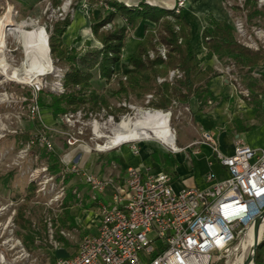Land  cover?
Segmentation results:
<instances>
[{
	"label": "rangeland",
	"instance_id": "374dc122",
	"mask_svg": "<svg viewBox=\"0 0 264 264\" xmlns=\"http://www.w3.org/2000/svg\"><path fill=\"white\" fill-rule=\"evenodd\" d=\"M245 1L224 0L229 11L227 21L231 25L235 18L242 21L247 38L239 37L234 31L238 42L246 47L247 44L251 45L252 47L248 48L253 50L255 46L264 50V3L256 0V8L262 16L250 18V9L244 5ZM175 4L176 0L171 7L164 2L155 7L174 10ZM8 8L11 10L14 23L31 21L35 23V26L43 27L47 35V44L53 24L67 16L72 19L76 11L83 12L85 16L94 10L100 11L102 15L114 11V8L103 0L99 2L58 0L57 6L52 0H0V17L5 15ZM143 22H145L144 28L152 30L156 26L150 21ZM124 24H126V19L117 17L111 23L106 24L102 30H112L114 26L121 27ZM132 30L134 28L129 30L126 37H129V40L134 35ZM257 30L263 31V37L260 38L263 41L255 36ZM193 35L195 36V31ZM6 46L8 64L19 67L23 57L20 47L12 37L7 38ZM89 46L99 48L101 45L92 42ZM73 47L83 50L86 45L83 47L74 45ZM156 48L158 55L165 60L167 48L162 44ZM193 49L200 50L201 43L197 42ZM48 54L52 69L48 74L40 76L38 81L29 84L11 82L0 73V254H3L4 258L0 264H52L55 259L48 253L45 243H51L56 239L55 221L61 208L60 202H64L63 198L68 193L66 186L73 178L84 182L81 176H76L69 169L73 165L78 166L83 172L116 181L125 172V167L120 161L121 156L115 153L119 147L102 152L97 151V146L105 145V142L112 137L117 124H126L138 117L141 112L158 111L148 107L149 102L154 99L152 94H146L142 99L132 96L124 98L114 94L119 88V82L125 80L126 72L130 70L129 66L126 67L123 64L125 60L121 55L122 61L120 59L121 63L119 61L116 64L114 75L109 83L98 77L97 69L92 70L91 87L87 92L92 94L91 103L80 105L76 109L68 108L63 114L54 116L49 108L52 96L68 94L73 89H66L64 86V76L68 67L52 57L49 51ZM153 57L154 53L149 51L148 58ZM222 65V67L230 66L223 63ZM261 69H255L252 75L260 78L258 74ZM170 72L180 73L178 70H169L165 77H158L157 82H171L177 78L169 79ZM231 74L238 79L240 84V76L234 67H232ZM231 83L239 98H242L240 88L235 82L231 81ZM36 85L40 87L39 91H36ZM148 95H151V98L148 99ZM184 105L180 102H172L168 109H160L170 115V131L174 135L175 144L186 133L189 135L193 126ZM77 112L81 114L80 118L74 117L70 122L65 120V114H76ZM73 139L77 140L76 143L69 145V140L73 141ZM243 139L252 148L259 151L264 150V123L249 130L243 135ZM121 147L124 148L123 150L135 153L143 148H146L148 153L156 150L159 155L165 154L168 150L154 140L124 143ZM143 164L151 165L152 163L144 162L137 167L143 168ZM198 164H200L199 170L195 173L197 178L200 176L199 172L202 173L209 169L204 162ZM154 167V171H163L162 164L157 163ZM196 183L199 190L204 189L202 183ZM29 187H33L35 191L29 201L24 202L29 194ZM23 204H25L24 218L29 223V229L26 231L15 223V218ZM261 225H263L262 230L264 221ZM246 232L243 231L228 254L213 264H229L240 255L242 261L246 263L249 250L241 253L238 249ZM263 235L264 231H262L261 238ZM24 237L34 238V242L26 245L22 240Z\"/></svg>",
	"mask_w": 264,
	"mask_h": 264
},
{
	"label": "built area",
	"instance_id": "2783aa9c",
	"mask_svg": "<svg viewBox=\"0 0 264 264\" xmlns=\"http://www.w3.org/2000/svg\"><path fill=\"white\" fill-rule=\"evenodd\" d=\"M184 4L185 0H176L174 11L179 13ZM232 25L239 37L247 38L241 20L235 18ZM260 31H255V36L263 41ZM232 67H224L223 72L240 88V102L244 103L249 92L233 77ZM181 76L170 72L168 77ZM74 117L81 114L64 115L67 122ZM201 142L209 145L227 172L224 179L207 172L208 185L202 190L175 191L168 172L150 174L130 166L121 181H114L73 165L70 172L83 178L92 192V202H98L99 224L95 235L81 240L74 255L58 258L53 264H213L228 254L243 231L253 227L264 212V150L237 138L233 154L224 155L210 132L201 134ZM106 189H110V198L102 201L99 196ZM3 260L0 254V262Z\"/></svg>",
	"mask_w": 264,
	"mask_h": 264
},
{
	"label": "trees",
	"instance_id": "16d2710c",
	"mask_svg": "<svg viewBox=\"0 0 264 264\" xmlns=\"http://www.w3.org/2000/svg\"><path fill=\"white\" fill-rule=\"evenodd\" d=\"M99 2L100 0H89ZM114 11L90 17V30L100 47H90L86 44L83 50L68 47L62 42L71 19L67 16L53 24V30L48 38L50 55L61 64L68 67L64 76L66 89H73L70 93L52 96L49 108L54 116L63 114L68 108L76 109L80 105L91 103L90 90L92 70L97 69L98 77L109 83L114 75L116 64L120 61L125 39L130 29L141 21H150L156 26L154 29L144 28V36L128 58L130 70L126 72L125 80L119 82V88L114 93L127 98L132 96L142 99L146 94H152L148 107L160 111L168 109L172 102L188 104L191 98L200 104L210 99V81L218 75L211 67L202 66L203 59L198 58L190 44V25L181 14L174 10H165L159 7L140 2L134 7L125 6L117 0H103ZM55 6L58 0H52ZM256 0H246L245 6L250 9L249 17L262 16L256 8ZM123 17L126 24L121 27L114 26L112 30L104 31L102 28L115 18ZM207 26L201 32V42L206 49L205 60L216 56L227 65H232L240 76V85L248 90V102L259 106L260 97L264 95V81L252 75L253 71L264 66V50L250 49L235 38L232 25L225 19L206 18ZM162 44L167 48L166 59L158 55L157 46ZM152 51L154 57L148 58ZM169 70H178L181 78H174L171 82H157V78L165 77ZM78 88V89H75ZM105 105V102L103 103ZM34 188H28L24 202L32 197ZM25 204H23L15 218V223L24 231L29 229V223L24 218ZM27 245L34 242V238L24 237ZM30 240V241H29ZM264 235L258 244L253 264H263Z\"/></svg>",
	"mask_w": 264,
	"mask_h": 264
},
{
	"label": "crops",
	"instance_id": "0c3cea01",
	"mask_svg": "<svg viewBox=\"0 0 264 264\" xmlns=\"http://www.w3.org/2000/svg\"><path fill=\"white\" fill-rule=\"evenodd\" d=\"M117 1L125 6H135L140 2L155 6L164 2L171 7L175 0ZM99 14H101L100 11L94 10L85 16L83 12L76 11L62 36L63 44L68 47H71V45L83 47L86 44L91 45L92 42L98 43L90 30V17L95 18ZM181 14L190 25L192 52L198 58L204 60L202 62L203 67L209 66L218 73L210 81L209 91L212 97L205 104H200L196 99L191 98L189 103L184 105L185 110L188 112V117L193 122V126L192 130L189 131V135L186 133L182 139L177 140L175 144L177 150L171 151L168 149L165 154L159 155L156 150L148 153L146 148L141 149L137 153L123 150L122 145L118 146L119 148H114H118L115 153L121 156L120 161L125 167V171L130 166L137 167L141 163L150 161L152 164H143V168L148 170L150 174L159 172L170 173L175 191L183 188L198 189L196 182L202 183L203 188H205L208 185L205 181V175L209 171H212L217 179L227 177V172L218 163L209 145L201 142V134L203 132H210L214 136L217 147L222 154L232 155L236 139L239 138L245 142L243 135L252 128L257 127L258 124L264 123V95L260 97L261 103L259 106L249 103L248 99H245L244 103L241 104V98L234 91L231 81L223 72L222 63L216 56H212L208 60L204 59L206 49L201 42V32L207 26L206 18L208 16L227 20L229 11L225 6L224 0H186ZM144 24L145 22L143 21L139 22L132 30L134 33L132 39L130 38L129 40L128 37L125 40L122 59L125 60L123 64L126 67H128L129 56L134 52L135 47L143 37ZM194 31L195 36L193 35ZM197 42L201 43L200 50L193 49V46L196 47ZM259 68L262 69L258 76L264 81V66ZM245 144L250 146L247 143ZM203 162L205 165L207 164L209 171L199 172L200 176L197 178L195 173L199 170L200 164L198 163ZM157 163L162 164L163 169H161L163 171H154V165ZM124 176L125 172L116 181H121ZM66 191L68 193L63 198L64 202H60L61 208L55 221L56 239L51 243H45L48 253L55 260L74 255L81 240L86 236L95 235L99 224L98 202H92L90 187L84 182L73 178L66 186ZM110 194V189H106L99 198L102 201H108Z\"/></svg>",
	"mask_w": 264,
	"mask_h": 264
},
{
	"label": "bare ground",
	"instance_id": "6f19581e",
	"mask_svg": "<svg viewBox=\"0 0 264 264\" xmlns=\"http://www.w3.org/2000/svg\"><path fill=\"white\" fill-rule=\"evenodd\" d=\"M9 37L14 39L23 53L21 63L17 68L7 62L6 41ZM48 51L47 35L43 27H37L31 21L14 23L10 8L6 10L3 17H0V73L7 80L29 84L38 81L40 76L48 74L52 69ZM169 123L168 112L154 110L141 112L138 117L128 123L117 124L112 137L105 142L104 146H97V151H108L124 143L150 140L157 141L167 149L175 150L174 135L170 131ZM262 227L263 225L259 228L258 237H261L264 231V229L261 230ZM254 239V228L251 227L240 241L239 251L244 253L248 249L250 256ZM229 264L251 263H244L240 255Z\"/></svg>",
	"mask_w": 264,
	"mask_h": 264
},
{
	"label": "water",
	"instance_id": "95a60500",
	"mask_svg": "<svg viewBox=\"0 0 264 264\" xmlns=\"http://www.w3.org/2000/svg\"><path fill=\"white\" fill-rule=\"evenodd\" d=\"M263 221H264V212L261 214L260 217H258L254 221V224H253L255 239H254V243H253V246H252L251 254H250V256L247 259V262H249L251 264H253L255 250H256L258 244L260 243V241L262 239L261 237H258V233H259V228H260L261 224L263 223Z\"/></svg>",
	"mask_w": 264,
	"mask_h": 264
}]
</instances>
